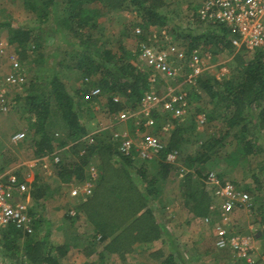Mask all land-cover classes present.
I'll list each match as a JSON object with an SVG mask.
<instances>
[{
	"label": "rangeland",
	"instance_id": "1",
	"mask_svg": "<svg viewBox=\"0 0 264 264\" xmlns=\"http://www.w3.org/2000/svg\"><path fill=\"white\" fill-rule=\"evenodd\" d=\"M201 2L202 0H165V10L172 20L186 26L188 20L190 24L191 20L197 23L196 11L200 9ZM138 21L139 16L134 10L121 9L102 13L98 18L97 32L94 31V34L91 32L90 37L93 41L101 38L105 43H110L116 53L120 52V47L136 52L139 46L147 44L162 48L168 54L170 70L168 73L149 72L155 77V81L150 84L148 91L163 95L175 89L187 94L185 100L177 106L178 114L161 108H142L141 100L132 105V100L126 96L115 94L114 96L123 104L121 110H128L132 115L119 122L116 116L120 110L109 112L107 98L96 97L88 102V110L92 115L84 112L81 117L87 130L85 134L76 141L62 147H54L50 153L41 156L34 151L33 135L29 129V114L22 99L15 98L23 97L30 80L41 73L43 68L50 67L53 60H58L52 55L48 56L53 48L52 37L49 34L44 36L43 64L34 63L29 56L26 59L22 57L24 49L8 42L7 30L0 26V166L14 167L26 181L27 195L23 199L28 210L35 208L36 212L30 214L32 224L35 219H42L37 230H33L30 235L42 239L47 234L49 243L69 246L68 252L62 257L63 264H166L163 262L171 255L175 257L173 264H264V229L254 213L257 202L264 198V129L259 134V140H254L256 154L247 160L228 164L226 159L222 158L223 152L226 154L235 150V139L229 136L224 140V146L218 156L212 155L202 164L195 163L196 167H188L184 162L186 156L195 155L199 151L208 136L215 134L217 120L222 114V104L213 106L206 94L198 88V81L205 76H214L222 80L238 75L239 61L247 62L252 56V48L237 49L232 46L225 51H215L211 43L205 45L202 40L198 47L188 51L186 40L174 38L171 32L158 27H147L146 38L149 39L140 38L142 31L136 27ZM6 22L13 26L35 27L40 20L24 6L23 0H0V24ZM52 22V18L49 17L40 27L50 28ZM65 40L67 41V37ZM59 44L60 49L67 47L62 40ZM25 49L27 54L31 55L33 46ZM66 49L71 48L68 46ZM213 50L215 53H212ZM191 60L195 61L196 67L200 69L195 84L186 82V77L192 73L188 66ZM136 61L138 67L146 70L141 54ZM61 70L65 74L62 80L72 95L78 88H88V82L91 90L98 89L91 85L96 77H87L83 80L75 69L61 67ZM8 74H15L22 78V81L15 85L5 84L3 77ZM191 94L195 95L191 97ZM83 101L82 99L78 103L86 104ZM211 110H214L216 118L212 122L204 115ZM148 118H153L152 126L146 125ZM181 126L187 130L183 133L184 142L178 150L165 155L172 168L165 179L155 183L154 186L159 193L151 200L154 215L162 229L161 235L153 236L148 243H131L123 255L114 250H105L106 243L97 240L93 231L94 225L86 217L85 203L98 191L100 170L108 168L109 165L113 174L109 177L113 181L119 180L117 176L122 170L119 156L115 154L108 161L107 151L95 150L87 156L88 161L83 169L84 178L79 182L74 178L70 181L61 180L57 176L55 163L73 161L78 155L88 154V147L98 144V140H102L106 135L110 137L111 144L116 147L119 154L120 142L126 139L133 144L129 152L133 157L132 166L126 169L134 184L145 185L138 167L143 166L147 175L155 173L159 153L143 147V142L151 136H156L165 147L172 130ZM16 132H20L21 137L14 143L11 136ZM115 133H118L119 137L115 138ZM169 155H173V158L167 160ZM54 156L58 157L57 162L54 161ZM90 168L97 173L90 181L91 193L72 196V188L85 183L89 178ZM208 172L220 174L224 183L234 184L251 197V207L234 210L227 227L232 235L248 237L251 248L244 255L237 254L231 248L219 249L214 245L213 228L218 223L219 214L215 207L211 208L216 200L213 198L211 187L205 182ZM186 174H190V181L197 196L201 191L212 196L205 215L194 212L195 202L189 198L190 189L187 188L189 179ZM41 189L45 193L37 198L36 194ZM219 202L221 200H218ZM115 213L111 217L117 220L120 215L114 216ZM22 241L23 238H19L18 243L21 244ZM16 261L28 264L22 256V246L19 247V254H16L13 261L0 256V264H13Z\"/></svg>",
	"mask_w": 264,
	"mask_h": 264
},
{
	"label": "trees",
	"instance_id": "2",
	"mask_svg": "<svg viewBox=\"0 0 264 264\" xmlns=\"http://www.w3.org/2000/svg\"><path fill=\"white\" fill-rule=\"evenodd\" d=\"M23 4L37 16L40 23L35 27L13 26L7 22L0 24L7 30L8 42L25 50L21 53L24 54L22 56L24 59L29 56L32 62L43 64L44 36L49 34L52 37L53 48L48 56L58 58L57 61L53 60L50 67L43 68L41 73L30 80L23 97L15 98L22 99L29 114V129L32 131V143L38 156L50 153L54 147L74 142L85 134L87 130L81 117L84 112L92 115L88 110V102L93 98L105 96L108 111L112 113L123 107L121 102L113 100L115 94L126 96L134 105L149 90L150 73L136 65V58L141 54V46L136 52L120 47V52L116 53L110 43H105L101 38L96 41L91 39V32L92 34L94 31L97 32L98 18L102 13L121 9L134 10L139 16L136 27L142 31L140 38L149 39L146 38L147 27H158L171 32L174 38L186 40L188 51L198 47L202 40L205 45L211 43L215 51H225L232 47L223 24L217 21L207 24L197 19V23L191 20L190 24L188 20V24L182 26L172 20L166 12L165 0H23ZM49 17L53 20L52 26L40 27ZM203 24L206 25L202 26ZM61 40L71 49L67 50V47L60 49ZM29 46H33L31 55L27 54L25 49ZM251 50L252 56L247 62L239 61L238 75L222 80L214 76H205L198 81V88L206 94L213 106L222 104V114L217 120L215 134L208 136L195 155L185 157L184 162L188 167H196L195 163L202 164L212 155L218 156L224 146V140L229 136L235 139L236 146L232 152L222 153V158L226 159L228 164H237L256 154L254 142L259 140V134L264 129V42ZM61 67L75 69L83 80L87 77H96L91 85L96 86L99 93L92 95L90 92L92 87L89 88L88 82V88H78L72 95L62 80L65 74ZM193 95L195 94H191V97ZM82 99L86 104L78 103ZM253 110L255 112H252ZM204 115L210 122L216 119L214 110ZM186 131L184 126L172 130L165 147L157 157L155 173L147 175L143 166L138 167L145 185L134 184L126 169L132 166V154L120 152L117 154L116 147L111 144L107 135L98 140V144L90 145L88 154L78 155L73 161L55 163L57 176L61 180L70 181L74 178L79 182L84 178L83 169L88 161L87 156L95 150L107 151L108 161L115 154L119 156V163L122 164V170L117 176L119 180L113 181L109 177L113 176L109 165L108 168L100 170L98 191L85 203L86 217L94 225L93 231L97 240L106 243L105 250H114L123 255L131 243H148L153 236L161 235L162 229L154 215L155 210L151 201L156 193H159L154 185L169 174L172 166L166 161L165 155L179 149L184 142L183 133ZM186 175L189 179L187 182V188L190 189L189 198L195 202L194 212L205 215L212 196L202 191L198 192L197 196L190 181V174ZM217 176L220 178V174ZM214 191V188H211V192ZM44 193L42 189L38 190L37 198ZM34 211L35 208H29L30 214H36ZM114 212H116L114 216L120 215L117 220L111 217ZM254 213L264 229V198L257 202ZM40 222L41 218L34 220V231ZM19 238H23L21 244L18 243ZM20 246L22 256L28 264H63L62 257L69 250L67 245L49 243L47 234L38 239L12 226L1 231V257L15 260ZM174 258V255H171L163 263L173 264ZM13 264L23 263L16 261Z\"/></svg>",
	"mask_w": 264,
	"mask_h": 264
},
{
	"label": "built area",
	"instance_id": "3",
	"mask_svg": "<svg viewBox=\"0 0 264 264\" xmlns=\"http://www.w3.org/2000/svg\"><path fill=\"white\" fill-rule=\"evenodd\" d=\"M198 19L202 22L217 21L227 29L229 42L237 49L254 48L264 42V0H202L200 9L196 11ZM141 54L144 58L146 70L152 73H168L170 70L168 54L161 48L151 45H142ZM188 66L192 73L186 77V82L195 84V78L199 75L200 69L196 67L195 61H189ZM151 83L155 77L149 75ZM5 84L15 85L22 81V78L15 74H8L3 77ZM92 95L99 93L98 89H92ZM185 93H180L171 89L163 95L146 91L141 98L142 108H161L166 111H174L178 114L177 106L186 98ZM114 101L120 102L118 97H112ZM132 116L128 110H120L117 113V121H124ZM153 118L146 120V125L152 126ZM119 137L118 133L114 134ZM21 133L16 132L11 136L12 142L20 140ZM119 151L122 154H129L132 149L130 140H121ZM142 146L159 153L164 148L161 140L156 136L146 139ZM167 160L173 158L169 155ZM58 157L54 156L57 162ZM89 178L85 183L75 185L71 190L72 196L79 194L89 195L91 193L90 181L97 176L96 171L90 168ZM205 182L214 188L213 198L215 202L211 208L215 207L219 214L218 223L214 226V245L219 249L231 248L237 254H246L250 247L248 237H238L228 231V222L231 220L233 211L239 208H250L251 197L246 192L241 191L237 186L229 182H223L214 172H208ZM27 195V184L19 171L14 167L0 166V233L7 227H14L24 234L33 231L32 218L28 207L23 199ZM18 197V199H17ZM218 200L221 202L218 203ZM218 203V204H217Z\"/></svg>",
	"mask_w": 264,
	"mask_h": 264
}]
</instances>
